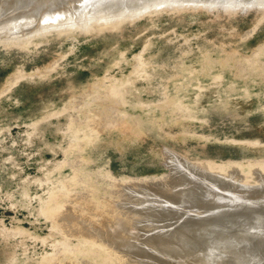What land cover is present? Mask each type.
Wrapping results in <instances>:
<instances>
[{
    "label": "rangeland",
    "instance_id": "374dc122",
    "mask_svg": "<svg viewBox=\"0 0 264 264\" xmlns=\"http://www.w3.org/2000/svg\"><path fill=\"white\" fill-rule=\"evenodd\" d=\"M185 6L129 20L117 11L106 23L74 7L76 22L94 19L86 28L68 26L74 19L65 23L60 13L55 26L44 13L38 28L26 29L30 37L0 40V264L71 259L94 237L65 231L50 210L68 211L85 188L114 202L125 183L161 189L171 183V153L184 164L236 170L245 182L255 183L251 171L264 173V7ZM110 118L127 120L124 131ZM106 218L97 226L108 227Z\"/></svg>",
    "mask_w": 264,
    "mask_h": 264
},
{
    "label": "bare ground",
    "instance_id": "6f19581e",
    "mask_svg": "<svg viewBox=\"0 0 264 264\" xmlns=\"http://www.w3.org/2000/svg\"><path fill=\"white\" fill-rule=\"evenodd\" d=\"M80 1L81 0H0V40H2V42L5 41V43L7 41L11 42L9 40H14V35H16L15 38H17L18 34L16 33L22 31L27 33L22 39H24L26 35L30 37V35H28L29 32H27L26 29L32 25V27H34V24L35 28H38L36 27V24L39 19L43 18L38 17L42 14L44 15V13V17L48 18L49 20H47L53 25H55L54 23L59 19L62 20L63 18L64 21H62L68 23L75 18H72L75 14L74 11H76L74 7H78L77 9L79 12L81 10V14L79 15L87 13L88 16L90 13L94 16L95 14L94 17L103 23L110 22L116 15L117 11V15L123 19H125L124 17L128 18L130 16L128 18L129 20L132 18L135 19L133 15L137 16L135 14L139 12H142L143 14H141L144 15L143 11L146 12L155 8L153 10L158 12L159 9L156 10L157 7H164L163 10H165L168 6H171L169 7L171 10H175L173 8H178V6L182 5L185 6V4L188 6L195 5V9L198 6V8L201 9V6H203V8L206 7V11L209 7V10H212V7L215 9L214 7L217 6H222V9L224 7L227 11L229 9L230 11L239 10L237 8H240L241 12L242 9L247 10V7H258V9H260L259 11L264 7V0H85L84 2L82 0L83 3ZM75 2H78L77 6L72 5L73 3L76 5ZM49 11L52 14H49ZM160 11H162V9ZM46 13L49 15H46ZM55 13H60L62 16L59 14L58 19V15ZM77 14L76 16L80 17ZM112 15L113 18H111ZM84 18H82V20L76 19L77 22L74 19L75 23L69 22L68 26L77 25L79 28L83 26L86 28V25H89L90 22L94 20H90L89 22ZM91 18L92 17H90V19ZM114 19H117V16ZM41 21L43 22V19ZM50 23H45L48 28L53 26L49 27L48 25H51ZM45 24H42L43 26H40V28L44 27L43 29L46 30L47 28H45ZM55 26L54 28H56ZM40 28L38 29L39 31L43 30H40ZM67 29L69 28L67 27ZM27 30L29 31V29ZM20 37H22V34ZM20 37L18 36L19 40ZM18 43L20 42L18 41ZM115 117L118 118L119 116H114V118ZM122 117H124V114ZM113 120L114 119L111 121L121 122L119 119L115 121ZM111 121L110 124L112 123ZM126 122L128 123L127 120H125V123ZM117 123H115V125ZM108 124H106V127ZM112 124L115 126L114 123ZM123 124L121 122L119 125L122 126L116 125L115 128L117 129V127H120V130L124 131L123 126L126 124ZM171 155L173 156L170 157L174 158H171L172 160H170V163L174 160V165L172 164L173 169L171 168L172 171L170 174L173 172L174 176L173 174L170 177L168 176L171 181L170 184L164 182L168 185L163 184L162 186L160 183V186H162L161 189L158 187L160 191H157L156 189L158 188L154 189V187L153 189L156 190L155 192H153L154 190L151 191L152 189L148 190L143 187V182V186L141 185L142 189L144 188L147 192L142 189L140 190L141 186L138 188L135 184H132V186L127 189L131 184L129 182V185H127L128 187L126 188V183L124 186L122 185L126 190L124 188L121 189L122 186L120 189L118 188L119 191L115 189L117 191L115 192L117 193L115 196L119 199L116 200L115 197L114 202L112 200L114 195H106L109 199L103 198L105 199L104 201L102 199L96 200L94 198L95 194H92L94 191L91 192L90 190L92 188L88 190L85 188L83 190L81 189L80 192L75 195L73 203L72 199H68L70 196L65 197L67 201L63 200V202H67V206L72 203L69 206V209L67 208V212L59 213L60 210L59 212L57 210L58 214H56L57 212L55 209L52 211L50 210L49 213L52 216H55V218L52 219L56 221L55 219L57 218L58 220L56 222H58V225L62 226L65 231L72 230L73 233H78V235L80 234L82 236H85L87 233V236L91 235V238L94 237L95 240V242H91L93 239L88 242L86 240L85 242L91 243L84 247L81 245L83 248L76 251V254H73L74 256L71 254L73 256L71 259H69L70 257L68 259L65 258L67 261H63L62 264H264V173L260 170H257V172L254 173L251 171V175L249 173L251 178L248 177L249 175H247V178H255V180L253 179L255 183H250L245 182V179L242 180V177H246L243 174H241L243 175L241 180L236 178V170L232 171L230 174L224 172H222V174L220 171L218 172L211 169L212 167L208 168V165L207 167L204 165L200 166L199 164L194 165V163H192L193 165H190V162L189 165L188 162H186L187 164H184V160V162H180L181 160H177L178 156L175 155L176 158L173 153H171ZM262 170L264 172V169ZM93 175V177H91L92 175H85L86 177L84 178L87 180L84 181L85 184H91L88 180L90 179L91 181L92 178H95V174ZM100 176V174L96 175V178ZM239 176L240 175H238V177ZM171 177H173L172 180L170 179ZM102 178L104 179V177ZM106 178L107 176L105 177V181ZM109 179L111 180V178H108V180ZM143 179L144 178H141V180ZM116 181L113 183L116 184ZM150 181L153 180L150 179ZM122 182L121 184L124 183ZM132 182L134 183V181ZM139 183L140 182H138V185H140ZM82 184L83 182L81 185ZM85 184L82 186H85ZM119 184L120 183L117 184V187L120 186ZM150 184L152 185L153 183L151 182ZM111 187L113 188V185ZM132 187H136L138 188V191L140 190L145 193H136V190ZM131 188L133 190H130ZM129 195L133 197L140 195L143 199L141 200V198H137L136 200L139 199L138 201L133 199L136 202L135 203L132 200L133 204L132 201H130L131 197ZM125 197H129L131 203H129ZM106 200L112 202V205L111 203L109 204V202L105 203ZM69 202L71 203L69 204ZM107 204L110 206L107 207ZM65 205L66 204H64V206ZM120 207L122 208V211L120 210L121 212L119 211ZM96 209H101L102 214H100V210ZM126 209L132 210H128L129 212H127ZM133 210L136 211L132 212ZM119 213L123 214L124 221L121 217L119 218ZM130 214L137 216L139 214V216L136 218V216L133 217L134 215L130 216ZM101 215L104 218H108H106V221L109 220L107 224L108 227L97 226L98 223L96 219ZM128 216L129 219L133 217V221H130ZM133 222L135 223V227H137L136 223L137 225L142 223V226H138L139 230L132 227L134 224ZM130 223L133 224L131 225ZM143 224H146L148 227H155L151 229L152 227L148 228L144 225L145 230L146 228L150 229L144 231V229L142 230ZM120 234H122V236ZM123 234H127V236L129 235V240H127V236L124 235L125 237H123ZM144 237L148 238H146V242H142V239L146 240ZM139 238L141 241H139ZM81 239L83 240L84 237ZM98 239H100L99 241H102V243L97 241ZM103 239L108 243H106L107 245H109L108 241L111 242L109 245L110 248L105 247L106 244ZM85 242L83 243L85 244ZM103 243L105 246H103ZM55 261L57 262V259ZM56 262H52V264H56ZM47 263L51 264V261H47Z\"/></svg>",
    "mask_w": 264,
    "mask_h": 264
}]
</instances>
